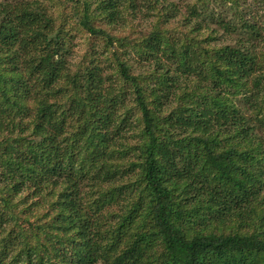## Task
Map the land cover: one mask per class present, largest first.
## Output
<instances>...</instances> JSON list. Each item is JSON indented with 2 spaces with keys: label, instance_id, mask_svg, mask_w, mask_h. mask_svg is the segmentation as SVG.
I'll return each instance as SVG.
<instances>
[{
  "label": "trees",
  "instance_id": "trees-1",
  "mask_svg": "<svg viewBox=\"0 0 264 264\" xmlns=\"http://www.w3.org/2000/svg\"><path fill=\"white\" fill-rule=\"evenodd\" d=\"M97 1L112 29L82 17L97 39L74 70L56 33L38 57L45 83L29 77L40 64L23 65L18 1H0V264H264V0L247 17L248 0ZM21 3L52 28L43 3ZM135 21L154 30L141 47L154 71L145 97L105 89L94 44L120 57L114 41H132L116 28ZM121 103L134 113L129 149Z\"/></svg>",
  "mask_w": 264,
  "mask_h": 264
},
{
  "label": "rangeland",
  "instance_id": "rangeland-1",
  "mask_svg": "<svg viewBox=\"0 0 264 264\" xmlns=\"http://www.w3.org/2000/svg\"><path fill=\"white\" fill-rule=\"evenodd\" d=\"M0 1H4V0H0ZM16 1L18 2L14 5L15 10L13 11L12 15L13 17L14 16L16 17V18L14 17L15 24L23 34L21 39V43L23 46L22 48L23 65L27 73L30 74L31 71L34 70L36 64L41 65V68L38 73H32L31 76L27 75L26 73V76L31 77V80H36L42 83H45L42 73L46 70V67L43 61L38 60V57L39 54L42 55V53H45L47 51H50V49H52L51 46L50 47L47 46V42L53 40V37L55 36L56 33L62 32L63 36L69 43V54L67 55V57L70 58L72 63L71 67L74 70L77 68L76 66L77 64L86 63V61L89 58L87 52H89L93 46L92 44H88V43L94 41V39L91 36L96 38L94 35L90 34L89 32L88 34L85 30L80 28L81 25H79V21L82 19V17L86 15L88 23L92 27L95 26L98 28H102L108 32H110V30L113 27V26L104 25L102 20L100 21V17L102 16L98 9L99 2L97 0H79V1L35 0L38 3L41 4L43 3L44 6L46 7L47 10L46 17H51L53 20V23H50V25L52 26L51 29L48 27L47 23L43 19H40L39 17H37L34 20L33 19L34 16H32V18L31 17L27 18L25 16H22V13L24 9L26 10V7L23 6L24 4L21 3V0H14V2ZM203 1L208 3L210 0H203ZM248 1L251 4V7L249 9H246L244 7H238L242 11V14L245 15V17L250 16L254 13L252 11L255 6L256 0H248ZM199 6L203 7L204 5H199ZM210 6L211 9H214L216 11L217 10L219 11L221 9L217 3H214ZM211 9L204 8L202 9V11L208 12ZM260 11L261 12L259 16L257 17L255 16V18L257 19L258 25L259 24L263 25L264 9H260ZM147 24L148 22L146 23V26H144V21L142 22L135 21L132 24L129 23L125 27L116 28L117 36L115 38H125L123 39V41L124 40L132 41L131 46L118 45V43L114 41V48H119V51L124 52V54H122L120 57H114L111 54L110 43L104 44V41L102 39H98L99 42L94 43L96 44L95 46H98L99 49L97 62H99V65L102 67L101 73L106 79L104 83L105 89H108L110 91H112L111 89H114L115 92H120L125 96L128 95L133 97L135 95V89L139 87L142 89L143 97L149 96L150 87L153 85L154 71H152L153 68L150 67L148 63L140 61L141 59L140 55L142 54L141 47L142 44L144 43L143 37L148 35L149 32L152 30L150 28L146 30ZM160 27L162 28L161 30L164 29L165 31L170 32L167 25L165 27V25L161 24ZM140 29L142 30L140 31ZM261 32H262V28H261ZM220 37L221 38L223 37L222 34ZM234 37H238V34H234ZM166 40L172 42V40L170 39H166ZM223 43L224 41L222 39L216 42L217 45H221ZM5 49H8V47H4L0 51L6 52L4 51ZM122 65H124L125 67H123ZM67 73H68L67 70L62 72V74L65 77H67L66 76ZM65 77L61 78L59 82L64 81L66 79ZM182 79L183 78H181V80ZM185 83L191 86L194 83V80L187 79ZM176 91L177 94L181 92V90H176ZM114 94L115 93H112V95ZM118 106L121 107L119 111L117 110L118 113L121 112L123 108L126 109L120 113V115L117 117V121L128 119L127 128L123 132L125 134V138L123 139V142H121L120 140V143H123L124 146L120 147V149H129L134 145V141L136 139V138L132 139L133 138L131 136L132 132L128 130L132 124L131 121L134 119V113L133 110L129 108L128 105H126V107H123V104L121 103ZM257 132L260 133L259 131ZM28 190L29 189L25 191ZM262 195H264V191L262 192ZM0 209H1V204H0ZM258 210H259L258 213L259 215L256 217L254 223L256 228L258 229L257 232H260L261 230L264 231V203L261 204ZM29 220L32 222H36V216L31 215L29 217ZM234 220L222 224L220 226H223V228H228L233 230L234 227L238 226V223ZM43 237H46V235L44 234Z\"/></svg>",
  "mask_w": 264,
  "mask_h": 264
}]
</instances>
